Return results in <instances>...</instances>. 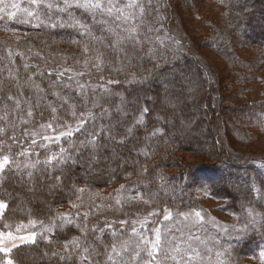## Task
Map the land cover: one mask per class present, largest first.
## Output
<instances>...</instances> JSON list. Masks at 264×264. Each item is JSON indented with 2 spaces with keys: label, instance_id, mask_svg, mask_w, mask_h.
<instances>
[{
  "label": "trees",
  "instance_id": "obj_1",
  "mask_svg": "<svg viewBox=\"0 0 264 264\" xmlns=\"http://www.w3.org/2000/svg\"><path fill=\"white\" fill-rule=\"evenodd\" d=\"M163 1L168 9L171 0ZM220 6L205 39L237 75L231 88L239 84L232 93L239 102L226 110L239 123L264 131V86L258 98H251L259 80L256 71L264 66V0H223ZM78 14L80 20L67 24L0 20V158L8 155L11 161L0 172L2 218L9 223L54 220L51 237L15 248L13 263L108 264V251L126 235L122 221L151 210L193 208L203 191L222 200L239 224L247 223L242 218L248 207L259 213L257 222L230 242L224 264H264L259 258L264 177L248 161L224 157L205 107L207 70L190 55L172 53L166 47L172 44L157 42L147 27L157 11L146 4L139 28L122 38L94 17ZM183 70L193 74L195 92L175 107L185 111L182 135L177 134L178 118H163V96L154 91H160L157 82ZM41 124L67 132L49 146L36 147L32 132ZM197 125L205 128L213 150H194L204 160L185 164L178 154L186 152V139ZM111 151L115 160L108 165L103 157ZM51 184L56 185L49 205L35 201L26 203V210L17 208V185L38 189ZM76 201L95 215L57 219L60 208ZM27 251L44 254L46 263L28 262Z\"/></svg>",
  "mask_w": 264,
  "mask_h": 264
},
{
  "label": "rangeland",
  "instance_id": "obj_2",
  "mask_svg": "<svg viewBox=\"0 0 264 264\" xmlns=\"http://www.w3.org/2000/svg\"><path fill=\"white\" fill-rule=\"evenodd\" d=\"M162 3L164 4L163 0H37L36 3H33V0H0V20L25 21L37 25L67 24L80 20L78 13L83 12L86 15L84 17H94L117 38H122L130 36L139 28L138 19L141 17L144 5L152 7L157 14L148 20L147 27H151L157 34V42L172 44L171 48L165 46L172 53H185L194 57L208 72L210 85L208 91L204 90L205 95L208 93L205 107H207L209 125L217 135L224 157L235 162L248 161L264 177V131L247 122L239 123L232 115L234 112H227V105L239 102L235 96H232L239 84L235 83L231 88L237 75L206 45L205 35L208 32L209 22H212L219 12L223 0H171L168 9L163 7ZM256 73L259 80L253 84L256 89L251 96L253 99L258 98L262 93L264 66ZM193 78L191 72L183 70L169 77L165 82H157L160 91H157V88L154 91L156 95L163 96L162 102L159 101L161 110H167L161 112L163 118L175 117L181 123L177 134L183 135L186 132L185 124L180 118L184 116L185 111L177 110L175 107L184 99L191 100L195 92ZM172 86H174L173 92L170 94L168 91ZM180 92L182 94H179ZM188 109L191 110L190 107ZM192 115L197 116L195 112ZM66 132L67 130L63 129L56 131L52 125L41 124L32 132L33 144L36 147L49 146L60 140ZM186 140L184 146L186 152L182 151L178 154L185 164L204 160L205 156L197 152L211 154L213 150L208 142L206 130L202 126L197 125L191 137ZM111 152L103 157L108 165H112L115 160V154L112 152V156ZM107 164L106 171L110 169ZM122 184L124 183H119L118 188ZM54 185L56 184L38 189L17 185L19 191L17 208L26 210L25 204H32L35 201L49 205L54 196L52 188ZM0 203L5 204L1 199ZM223 204L222 200L201 191L193 208L180 212L170 209L151 210L127 223H120L127 229L126 235L118 238L116 244L108 251L106 260L108 264H224L228 261L230 242L246 229V225L255 224L259 219V213L253 206L248 207L246 215L242 218L248 224H239L234 214L224 210ZM86 206L83 201L63 206L57 219L95 215V210L92 208L89 211ZM4 209L0 208V249H4L0 251V264H7L8 260H12L13 250L18 246L37 238H50L54 221L31 219L9 223L2 218ZM249 209L252 210L251 214ZM196 212L200 213L199 217L195 215ZM165 216L169 219H165ZM156 230H159L161 243L157 249H153L152 242L155 241ZM22 237L24 239H21ZM149 252H152L156 258L152 259ZM24 254L30 263L47 261V256L44 254L39 257L30 251ZM259 256L264 261V248L260 250ZM250 259L246 258L244 261H251Z\"/></svg>",
  "mask_w": 264,
  "mask_h": 264
},
{
  "label": "snow or ice",
  "instance_id": "obj_3",
  "mask_svg": "<svg viewBox=\"0 0 264 264\" xmlns=\"http://www.w3.org/2000/svg\"><path fill=\"white\" fill-rule=\"evenodd\" d=\"M36 2H37V0H33V3H36ZM13 7H17V6H16V5H13ZM31 14H32V13H29V15H31ZM10 15H13V16H14L15 13H10ZM143 111H144V112H147L148 109L145 108ZM29 115H31V113H29ZM158 131H159V130H158ZM67 135H71V132L67 133ZM59 162H60V161H57V163H59ZM10 163H11V161H10V158H9L8 155H4L2 158H0V172L4 171L5 166L9 165ZM29 175H31V173H29ZM5 207H6L5 204L0 203V208H5ZM248 211H249V214H251V211H252V210L249 209ZM195 215H196L197 217H199V216H200V213H199V212H196ZM165 219H169V217H168V216H165ZM122 223H123V221H122ZM142 223H143V222H142ZM133 231H135V229H133ZM8 235H9V237H11V233H9ZM21 239H24V238L22 237ZM160 243H161L160 233H159V230H156V238H155V241L152 242V248H153V249H157V247L160 245ZM3 250H4V249H0V251H3ZM149 256H151L152 259H155V258H156V257L153 255L152 252H149ZM7 264H13L12 260H8V261H7Z\"/></svg>",
  "mask_w": 264,
  "mask_h": 264
}]
</instances>
